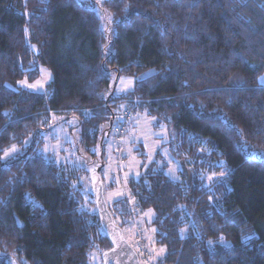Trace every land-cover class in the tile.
I'll list each match as a JSON object with an SVG mask.
<instances>
[{
	"label": "trees",
	"instance_id": "trees-1",
	"mask_svg": "<svg viewBox=\"0 0 264 264\" xmlns=\"http://www.w3.org/2000/svg\"><path fill=\"white\" fill-rule=\"evenodd\" d=\"M42 68L45 92L21 86ZM263 74L264 0H0V264H103L90 173L120 186L102 167L127 111L167 141L106 199L128 241L150 221L142 264H264ZM62 124L67 162L42 152Z\"/></svg>",
	"mask_w": 264,
	"mask_h": 264
},
{
	"label": "rangeland",
	"instance_id": "rangeland-1",
	"mask_svg": "<svg viewBox=\"0 0 264 264\" xmlns=\"http://www.w3.org/2000/svg\"><path fill=\"white\" fill-rule=\"evenodd\" d=\"M51 72L42 68L41 76L35 82L29 83L23 81L21 86L29 89L33 92H45L47 84L52 80ZM123 82V78L119 80V83ZM129 83V82H128ZM259 84L264 86V74L259 78ZM119 85V84H118ZM129 86L130 83L128 84ZM127 84H122L121 93L127 92ZM122 114V112H121ZM131 112H125L124 116L120 115L116 121V130L119 132L121 141L117 139V134L114 132H108L106 134V152L104 158V177L105 184H109L112 181H116L120 186L116 187L114 191L111 188H107L105 191V197L111 203L113 200L119 199V195L122 193L125 196L132 199L131 191L129 189L128 178L140 176L155 160L157 152L160 150L166 154L164 144L167 142L165 139L164 131H156L149 124L146 116L141 114L130 117ZM127 125L125 126L126 122ZM118 135V136H119ZM45 146L43 147L42 152L52 160L60 162L65 160L66 162L71 157L70 155L73 151V137L70 134L69 127L62 124L44 134ZM19 152L17 146H12L9 148L4 158L9 159L10 157L16 155ZM101 153V152H100ZM170 163L169 175L172 179L178 178L177 174V165L170 159H167ZM102 166V164H99ZM99 165L90 166L91 168L100 167ZM91 170V169H90ZM92 170V171H94ZM174 171V174L172 172ZM91 188L90 185L88 189ZM121 191V192H120ZM137 226L131 234L128 235L129 241L131 243L142 245V239L139 235L147 234L148 239L153 241L152 229L150 226V221L146 218L145 215L138 218ZM136 225V223H135ZM135 237L133 239L132 237ZM145 246V245H144ZM154 247V245H153ZM150 249V248H148ZM156 252L159 253V250L156 249ZM146 264H151L149 260L146 259Z\"/></svg>",
	"mask_w": 264,
	"mask_h": 264
},
{
	"label": "water",
	"instance_id": "water-1",
	"mask_svg": "<svg viewBox=\"0 0 264 264\" xmlns=\"http://www.w3.org/2000/svg\"><path fill=\"white\" fill-rule=\"evenodd\" d=\"M113 121L111 122V124ZM2 165L1 168H3ZM90 186L95 198V206L100 225L111 248L102 253L103 264H142L135 247L127 240L124 230L119 227L110 212L106 197L101 169L90 173ZM21 226V223L18 222Z\"/></svg>",
	"mask_w": 264,
	"mask_h": 264
},
{
	"label": "crops",
	"instance_id": "crops-1",
	"mask_svg": "<svg viewBox=\"0 0 264 264\" xmlns=\"http://www.w3.org/2000/svg\"><path fill=\"white\" fill-rule=\"evenodd\" d=\"M128 82L130 83L131 86L128 85L129 84ZM122 84H127L126 88H127V92H129V91H131L133 89L134 81L131 78H123V82L119 83V88H118L119 91L121 89Z\"/></svg>",
	"mask_w": 264,
	"mask_h": 264
},
{
	"label": "built area",
	"instance_id": "built-area-1",
	"mask_svg": "<svg viewBox=\"0 0 264 264\" xmlns=\"http://www.w3.org/2000/svg\"><path fill=\"white\" fill-rule=\"evenodd\" d=\"M115 134H117V139H118L119 141H121V140H120L119 132H118L117 130H115ZM118 135H119V136H118Z\"/></svg>",
	"mask_w": 264,
	"mask_h": 264
}]
</instances>
